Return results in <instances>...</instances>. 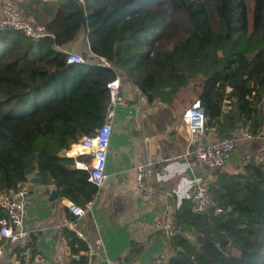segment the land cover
Here are the masks:
<instances>
[{
	"label": "trees",
	"instance_id": "trees-1",
	"mask_svg": "<svg viewBox=\"0 0 264 264\" xmlns=\"http://www.w3.org/2000/svg\"><path fill=\"white\" fill-rule=\"evenodd\" d=\"M13 1L53 37L0 30V190L14 191L32 175L75 206L90 201L96 188L88 171L64 152L104 122L107 83L117 77L150 105L171 104L198 82L192 102L210 122L204 135L264 136V0H252L251 16L248 0ZM80 33L89 54L69 64L55 46ZM214 174L209 210L185 205L173 216L197 244L171 235L168 263L264 264V164L253 156L242 172ZM65 233L70 264H86V242Z\"/></svg>",
	"mask_w": 264,
	"mask_h": 264
},
{
	"label": "crops",
	"instance_id": "crops-1",
	"mask_svg": "<svg viewBox=\"0 0 264 264\" xmlns=\"http://www.w3.org/2000/svg\"><path fill=\"white\" fill-rule=\"evenodd\" d=\"M61 49L82 56L89 54L83 33L62 45ZM121 82L129 104L115 108L105 166L106 179L99 194L91 199L90 209L76 217L70 209L73 203L60 197L55 185L36 184L32 181L33 176H28L29 192L25 201V224L31 232L28 264H70L72 256L65 237L66 229L78 230L87 248L88 245L92 247V264H109L112 260H119L120 264H149L156 255L168 258L174 253L171 235L175 233L197 244L190 226L177 227L172 220L173 231L168 236L154 227L161 211L170 209L174 216L183 206L190 207V191L195 177L209 183L216 178L214 171L191 166L187 159L179 156L188 143L181 115L190 102L179 106L174 102L150 105L132 84ZM204 138L211 137L205 135ZM74 146L72 144L64 155L74 158V167L82 169L79 164H89L90 158L81 157L80 153L71 155ZM261 150H264V136L254 135L253 140L243 142L236 149L220 172H242L244 165ZM150 156L163 160L148 180L152 196L147 198L136 188L134 168ZM54 190L57 197L51 199ZM4 245L0 264H11L17 246Z\"/></svg>",
	"mask_w": 264,
	"mask_h": 264
},
{
	"label": "built area",
	"instance_id": "built-area-1",
	"mask_svg": "<svg viewBox=\"0 0 264 264\" xmlns=\"http://www.w3.org/2000/svg\"><path fill=\"white\" fill-rule=\"evenodd\" d=\"M80 4H84L85 0H76ZM14 29L22 32V34L32 40H39L45 37H53L52 33L45 30L44 26L37 22L34 17L26 16L23 8L18 1L5 0L0 5V30ZM56 49L61 50L66 55V62L82 63L83 56L78 52L64 51L59 46ZM121 78L117 77L107 83L108 100L105 109L104 122L97 127L92 134L83 136L75 146L80 148L79 155L89 156L90 163L79 164L82 169L88 171V181L96 188V195L103 186L106 174L105 166L107 159V151L112 133V122L115 116V108L117 106H127L129 98L122 92ZM182 123L188 133V143L184 152L179 155L187 159L189 165L205 168L209 171H215L225 167L229 159L234 155L236 149L245 141L254 139L247 129H238L229 137L218 139H205L204 131L206 126L205 110L199 100H195L188 106L181 115ZM146 140H148L146 138ZM176 157H172L175 159ZM163 159L150 156L145 161L135 166V185L137 190L147 198L152 196V188L148 184V180L160 165ZM254 161L264 164V152L254 155ZM29 192L27 182L20 183L16 190H0V209L3 215L0 216V256L5 251V245H16L20 250L15 252V257L11 264H28L31 256L29 247L31 240V232L26 227V196ZM211 196L209 193V182L195 177L192 182L190 191V208L193 213L205 214L211 206ZM92 200L85 203L83 207L71 204V212L76 217L82 215L90 209ZM217 209V212H220ZM173 213L170 209L161 211L155 221V229L170 235L173 231ZM79 238L83 239V235L74 230ZM86 255V264H92L93 250L88 245L84 252ZM109 264H120L119 260L109 261ZM149 264H169L168 259L163 255L154 256Z\"/></svg>",
	"mask_w": 264,
	"mask_h": 264
},
{
	"label": "rangeland",
	"instance_id": "rangeland-1",
	"mask_svg": "<svg viewBox=\"0 0 264 264\" xmlns=\"http://www.w3.org/2000/svg\"><path fill=\"white\" fill-rule=\"evenodd\" d=\"M4 1L5 0H0V5ZM247 5L250 8L249 10H250V16H251L252 0H248ZM198 90H199L198 82H195V83L187 86L186 88L181 89L173 101L174 105L179 106V105H183V104L192 102L194 99L197 98ZM209 139H218V138L215 136H212V138H209ZM26 198H27V196H26Z\"/></svg>",
	"mask_w": 264,
	"mask_h": 264
},
{
	"label": "water",
	"instance_id": "water-1",
	"mask_svg": "<svg viewBox=\"0 0 264 264\" xmlns=\"http://www.w3.org/2000/svg\"><path fill=\"white\" fill-rule=\"evenodd\" d=\"M206 125L210 126V122L208 120H206ZM57 197V192L54 190L51 192V199H55Z\"/></svg>",
	"mask_w": 264,
	"mask_h": 264
},
{
	"label": "bare ground",
	"instance_id": "bare-ground-1",
	"mask_svg": "<svg viewBox=\"0 0 264 264\" xmlns=\"http://www.w3.org/2000/svg\"><path fill=\"white\" fill-rule=\"evenodd\" d=\"M70 151H72L71 155H75V154L79 153L80 148L78 146H74V148Z\"/></svg>",
	"mask_w": 264,
	"mask_h": 264
}]
</instances>
